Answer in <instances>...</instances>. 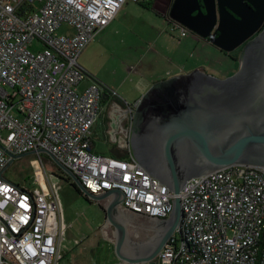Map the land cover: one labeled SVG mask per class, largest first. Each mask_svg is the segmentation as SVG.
<instances>
[{
    "label": "built area",
    "instance_id": "2783aa9c",
    "mask_svg": "<svg viewBox=\"0 0 264 264\" xmlns=\"http://www.w3.org/2000/svg\"><path fill=\"white\" fill-rule=\"evenodd\" d=\"M129 1L158 0H0V264L64 259L60 174L36 154L33 188L13 183L4 175L6 151H49L89 192L123 191L122 207L133 214L165 220L173 212L175 195L131 155L93 151L103 90L93 82L79 91L87 77L80 56ZM170 25L181 38L191 33L172 19ZM36 41L38 53L30 49ZM180 198L181 227L158 264H264V166L193 178Z\"/></svg>",
    "mask_w": 264,
    "mask_h": 264
},
{
    "label": "water",
    "instance_id": "95a60500",
    "mask_svg": "<svg viewBox=\"0 0 264 264\" xmlns=\"http://www.w3.org/2000/svg\"><path fill=\"white\" fill-rule=\"evenodd\" d=\"M170 18L225 53L244 46L242 58H246L239 72L225 79L199 69L159 81L131 108L132 157L175 195L172 214L159 220L161 228L152 236L135 241L130 235L122 211L123 191L89 192L49 151L18 155L6 151L11 157L8 168L25 157L49 156L79 194L91 202L107 203V224L116 229L115 252L121 264H158L159 254L181 227L180 194L189 180L233 165L264 166V0H174ZM140 117L143 137L133 134ZM135 142L137 151L131 147ZM138 157L147 159L166 179Z\"/></svg>",
    "mask_w": 264,
    "mask_h": 264
},
{
    "label": "rangeland",
    "instance_id": "374dc122",
    "mask_svg": "<svg viewBox=\"0 0 264 264\" xmlns=\"http://www.w3.org/2000/svg\"><path fill=\"white\" fill-rule=\"evenodd\" d=\"M164 6V0L152 2L149 7L127 2L109 28L96 36L79 59L87 76L81 88L86 87L90 80L98 83L103 91L104 88L108 89L113 95L111 100L104 102L106 109L103 115H106L108 121L124 117L123 124L128 130L132 128L134 117L130 112L126 114V108H136L139 104L138 102L136 105V102L141 100L153 83L166 76L168 70L175 66L181 67L182 71L204 66L208 73L224 77L222 79L238 68V50L226 55L199 37L200 41L194 39L193 34L181 38L172 32L170 14L164 13ZM66 28L63 26L59 33L63 34ZM41 48L38 41L30 47L35 53ZM211 69H218L219 74ZM114 102L120 104L122 109ZM95 131L97 151L116 158V155L131 153L129 138L126 137V141L122 143L119 141L121 136L117 135L118 141H115L114 134L107 131L101 118ZM130 133L131 130L129 137ZM35 159V156H30L16 160L6 170V179L33 188ZM47 166L48 170L53 169L48 164ZM61 179L59 194L65 225L61 245L64 255L62 263L119 264L114 244L115 231L107 224L101 210L105 202L89 201L64 176ZM133 215L138 219L128 221L130 235L137 240H146L149 236L146 231L151 225L150 218ZM134 227L143 231L137 235Z\"/></svg>",
    "mask_w": 264,
    "mask_h": 264
},
{
    "label": "crops",
    "instance_id": "0c3cea01",
    "mask_svg": "<svg viewBox=\"0 0 264 264\" xmlns=\"http://www.w3.org/2000/svg\"><path fill=\"white\" fill-rule=\"evenodd\" d=\"M155 3V2H154ZM165 12L164 13H168V11L165 9L164 10ZM170 14V13H169ZM170 17V16H169ZM170 19V18H169ZM114 22V21H113ZM170 23V22H169ZM112 24V23H111ZM110 24V25H111ZM109 28V26L106 28V30ZM193 37H194V39H197V40H199L197 37H199V36H197V35H193ZM200 39H202L201 37H199ZM203 41H205V42H207V43H209L210 44V42H208L207 40H204V39H202ZM200 41V40H199ZM173 62L174 61H172V64H173ZM209 65V64H208ZM175 66V65H174ZM82 67V66H81ZM214 68V67H213ZM199 69H203V71L204 72H206L207 74H209V75H214V73H208L207 72V70H206V68L203 66H199V67H195V68H193V69H190V70H181V67H179L178 65L177 66H175L174 68H172V69H170V70H168V72H167V75L166 76H163L161 79H157L154 83H153V85L155 84V83H157V82H159V81H162V80H168V79H172V78H175V77H179V76H182V75H189V74H192L193 72H195L196 70H199ZM211 70H213V71H215V72H217L218 74H219V72L217 71V70H215V69H211ZM217 75V74H216ZM215 75V76H216ZM217 77H218V75H217ZM218 78H224V77H222V76H220V77H218ZM84 82V81H83ZM83 82L80 84V86H79V91H83V90H85L89 85H91L92 83H93V81H90V80H88V82H87V85H86V87H82L81 88V86H82V84H83ZM152 85V86H153ZM151 86V87H152ZM150 87V88H151ZM104 95H105V93H103ZM112 95L113 94H111L110 93V95L109 96H111V98H112ZM106 97V96H105ZM103 98V101H102V114H101V116H100V118L103 120V123H104V125H105V127H106V129H107V131L108 132H111L112 134H114L113 135V137H114V139H115V141H118L117 140V135H119V141L120 142H125L126 140H125V138L127 137L128 138V136H129V131L131 130H128V129H126L125 127H124V124H123V119H124V117H123V119H122V117L120 116V117H117V119H113L112 121H108L107 120V118H106V115H103L104 114V111H105V109L106 108H104L105 107V105H104V102L105 101H107V99L106 98ZM139 101H137L136 103H138ZM110 103V102H109ZM115 103V102H114ZM115 104H117L118 105V107L119 108H121L122 109V106L120 105V104H118V103H115ZM131 108H133V106L132 107H128V108H126V109H128V111L126 110V114L127 113H129L130 112V114L134 117V113L133 112H131ZM125 114V115H126ZM103 115V116H102ZM100 118H99V120H100ZM98 120V121H99ZM133 120V119H132ZM98 124V122L96 123V125ZM96 125L94 126V128H93V134H92V146H93V151L94 152H96V153H102V152H99V151H97V145H96V138H97V134H96V131H95V127H96ZM102 154H104V153H102ZM153 221H154V223H152L151 225H150V227H149V231H154L155 232V230H157V229H160L161 228V221H159V220H154V219H152ZM135 233L137 234V235H139L140 234V232L139 231H135ZM152 236V235H151ZM133 239L135 240V241H140V240H137L136 239V237L134 238L133 237ZM119 264H120V262H119Z\"/></svg>",
    "mask_w": 264,
    "mask_h": 264
},
{
    "label": "flooded vegetation",
    "instance_id": "af4514ba",
    "mask_svg": "<svg viewBox=\"0 0 264 264\" xmlns=\"http://www.w3.org/2000/svg\"><path fill=\"white\" fill-rule=\"evenodd\" d=\"M173 2H174V0H164V7H165V9L170 13V9H171V7H172V4H173ZM202 9L205 11V8H203L202 7ZM171 19V18H170ZM170 19H169V22H170ZM190 34H192V32L190 33ZM189 34V35H190ZM209 42V41H208ZM211 44V43H210ZM212 46H214L213 44H211ZM214 47H216V46H214ZM217 48V47H216ZM243 48H244V46L243 47H241V48H239L238 49V51H237V57H236V59H237V65H238V68H237V70H236V72H233V73H230V74H227L226 75V77L225 78H228V77H230V76H232V75H234V74H236L237 72H239V70L242 68V63H243V61H245V58L246 57H244V58H242V53H243ZM217 49H219V48H217ZM220 50V49H219ZM221 51V50H220ZM222 53H225V52H223V51H221ZM226 55H229L228 53H225ZM243 59V60H242ZM256 64L257 65H259L260 64V61L259 60H257L256 61ZM110 95V94H109ZM108 94H106L105 96V98L107 99V101L108 100H111L112 98H111V96H109ZM141 117L137 120V124H135V130H134V132H133V134H137V133H139L140 135H141V137H143V134H144V131H143V129H144V125H143V123H141ZM143 128V129H142ZM132 135V133H130V136ZM135 144L136 145H132L131 147L132 148H135L136 149V151L138 150V148H139V146H138V143H136L135 142ZM130 155L132 156V154L130 153ZM138 159L141 161V163H143V164H145L146 166H148L152 171H154V172H156V173H158V174H162V172H160L157 168H154L153 167V164H150L149 162H148V160L147 159H145V158H143V157H138ZM162 178H164V179H166V176H164L163 174H162ZM70 184L72 185L73 183L70 181ZM106 207H107V203H105V205L104 206H101V210L103 211V213H104V215H105V221L108 223V218H107V212H106ZM123 211V216H124V218L125 219H127V220H129V221H133V220H137L138 219V217L137 216H135V215H133V214H130L129 212H127L125 209H123L122 210ZM149 222L152 224V223H154V221L152 220V219H149ZM114 231H115V238H116V229H115V227L114 226H111V225H109ZM134 229H135V231H139L140 233L143 231V230H141V228H139V227H134ZM146 232H148L149 233V236H151V235H153L155 232L154 231H146ZM148 236V237H149ZM148 237H147V239H148Z\"/></svg>",
    "mask_w": 264,
    "mask_h": 264
},
{
    "label": "trees",
    "instance_id": "16d2710c",
    "mask_svg": "<svg viewBox=\"0 0 264 264\" xmlns=\"http://www.w3.org/2000/svg\"><path fill=\"white\" fill-rule=\"evenodd\" d=\"M141 5L142 6H145V7H149L150 5H152V2H143V3H141ZM203 7V6H202ZM117 156V158H120V159H127V158H130V154L128 153L127 155H125V156H123V155H120V156H118V155H116ZM44 160H45V162H46V164H48L49 166H51V168H53V170L54 171H56L57 173H59L60 174V177H62V176H64L65 177V179H67L68 181H71L72 182V180L69 178V177H67L52 161H51V159L49 158V156H47V155H44Z\"/></svg>",
    "mask_w": 264,
    "mask_h": 264
}]
</instances>
